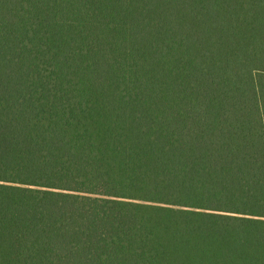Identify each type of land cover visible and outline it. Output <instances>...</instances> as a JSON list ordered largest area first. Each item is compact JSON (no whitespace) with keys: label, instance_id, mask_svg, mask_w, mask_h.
<instances>
[{"label":"trees","instance_id":"obj_1","mask_svg":"<svg viewBox=\"0 0 264 264\" xmlns=\"http://www.w3.org/2000/svg\"><path fill=\"white\" fill-rule=\"evenodd\" d=\"M0 264H264V0H0Z\"/></svg>","mask_w":264,"mask_h":264}]
</instances>
